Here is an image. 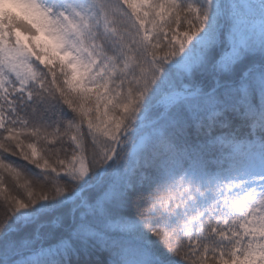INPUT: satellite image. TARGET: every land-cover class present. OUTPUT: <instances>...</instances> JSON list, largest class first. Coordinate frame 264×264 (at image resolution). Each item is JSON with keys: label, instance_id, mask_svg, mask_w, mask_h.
I'll return each mask as SVG.
<instances>
[{"label": "snow or ice", "instance_id": "snow-or-ice-1", "mask_svg": "<svg viewBox=\"0 0 264 264\" xmlns=\"http://www.w3.org/2000/svg\"><path fill=\"white\" fill-rule=\"evenodd\" d=\"M0 264H264V0H0Z\"/></svg>", "mask_w": 264, "mask_h": 264}]
</instances>
